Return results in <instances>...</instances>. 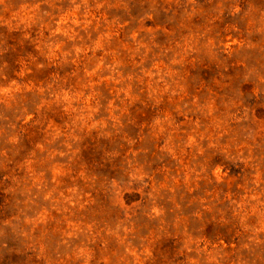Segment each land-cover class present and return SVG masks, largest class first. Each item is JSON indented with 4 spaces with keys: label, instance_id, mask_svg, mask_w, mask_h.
<instances>
[{
    "label": "rangeland",
    "instance_id": "1",
    "mask_svg": "<svg viewBox=\"0 0 264 264\" xmlns=\"http://www.w3.org/2000/svg\"><path fill=\"white\" fill-rule=\"evenodd\" d=\"M0 264H264V0H0Z\"/></svg>",
    "mask_w": 264,
    "mask_h": 264
}]
</instances>
